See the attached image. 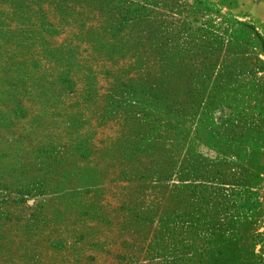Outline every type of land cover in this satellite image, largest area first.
Returning <instances> with one entry per match:
<instances>
[{"label": "rangeland", "instance_id": "1", "mask_svg": "<svg viewBox=\"0 0 264 264\" xmlns=\"http://www.w3.org/2000/svg\"><path fill=\"white\" fill-rule=\"evenodd\" d=\"M0 264H264V0H0Z\"/></svg>", "mask_w": 264, "mask_h": 264}]
</instances>
